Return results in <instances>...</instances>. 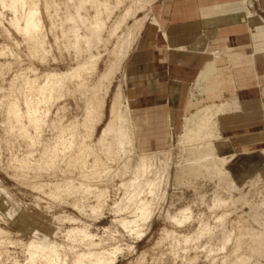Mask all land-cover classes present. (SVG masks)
<instances>
[{
  "label": "rangeland",
  "instance_id": "1",
  "mask_svg": "<svg viewBox=\"0 0 264 264\" xmlns=\"http://www.w3.org/2000/svg\"><path fill=\"white\" fill-rule=\"evenodd\" d=\"M14 1L20 24L28 15L29 6L21 0ZM36 1L42 18L38 42L17 33L11 24L16 23L14 15L0 5V264H46L41 258L34 263L28 260L27 245L32 239L57 244L61 254L58 264H94L74 262L83 251L109 254L113 259L109 264H264L261 175L257 172L243 184L236 182L226 168L231 157H219L215 144L213 159H223V170L235 187L230 188L218 175L195 173L186 163L185 135L187 130H197V125L192 124L200 122L197 111L209 105L189 114L188 125L184 119L182 130L168 148L138 152L134 142V153L124 169L122 154L109 157L97 144L117 87L121 85L125 92V60L105 96L101 122L91 121L86 107L88 102L96 105L102 97V90L94 95L92 89L101 74L117 63L128 31L136 32L143 26L154 2L86 3L81 14L89 20L99 14V3L113 7L112 12L101 10L98 16L105 21V27L99 39L87 48L74 33L77 29L79 36L87 35L72 0H49L48 14L43 9L44 0ZM252 2L244 1L250 11ZM66 11L72 16V23L65 20ZM126 11L125 22L112 35ZM88 52L96 58V72H88L77 80L55 79L54 97L39 102L36 90L45 83V76L69 72L88 59ZM218 54L212 52L213 56ZM28 86H34V91ZM203 90V80L196 79L190 92L195 96ZM11 101L17 103V108L10 107ZM27 101L36 109L39 125L28 117ZM10 108L18 109L19 117ZM215 137L214 143L219 139L218 125ZM140 154L147 155L143 162L137 157ZM95 162L96 172L91 174ZM135 172L142 190L140 200L150 203L151 216L141 221L133 215L138 207L135 202L130 205V212L121 217L136 220L141 236L115 222V208L129 191ZM216 198L222 202L213 206ZM73 228L85 229L90 237ZM239 257H244L240 263Z\"/></svg>",
  "mask_w": 264,
  "mask_h": 264
},
{
  "label": "crops",
  "instance_id": "2",
  "mask_svg": "<svg viewBox=\"0 0 264 264\" xmlns=\"http://www.w3.org/2000/svg\"><path fill=\"white\" fill-rule=\"evenodd\" d=\"M252 1L249 17L242 0L150 6L123 66L138 152L168 148L194 110L230 106L216 115V154L239 184L257 172L264 182V0Z\"/></svg>",
  "mask_w": 264,
  "mask_h": 264
},
{
  "label": "bare ground",
  "instance_id": "3",
  "mask_svg": "<svg viewBox=\"0 0 264 264\" xmlns=\"http://www.w3.org/2000/svg\"><path fill=\"white\" fill-rule=\"evenodd\" d=\"M24 5L29 6V12L25 19L20 22L18 20V10L17 5L14 0H0V5L4 9H8L16 20V23H11L16 32L21 34L23 38L38 42L37 36L38 32L41 29V8L39 2L36 0H21ZM98 2L97 0H72L73 8L77 14V17L81 20V22L85 25L87 35L79 36L77 29L74 30L75 36L80 39L87 48L91 46V44L98 40L101 32L105 27V21L101 19L98 15H101L102 11H110L112 12L113 7L108 3H99V14L93 19H86L84 15L81 14V10L83 6L88 2ZM245 0H242L243 7L245 8L246 16H253L252 12L248 8V3H244ZM155 0H150L149 3H153ZM43 9L45 13L48 14V10L51 6V1L44 0L43 1ZM252 6V4H251ZM250 6V8H251ZM129 11V10H128ZM128 11L118 20L116 26L113 28L111 34L113 35L116 30L125 22L127 18ZM65 20L69 22H73L72 16L69 12H65ZM142 27V24L139 26L136 32L129 30L127 33V38L124 40L121 48L118 51L117 55V63L111 64L110 70L107 73L101 74L98 78L94 88L92 89V94L97 95L102 90V97L96 105L87 103L86 107L90 111V120L101 122L104 117L105 110V96L108 94L113 78L116 73L121 68L123 61L129 54L132 46L135 44L139 31ZM75 51L78 52L77 43L74 44ZM89 51V50H88ZM217 51H214L216 53ZM97 64L96 58L92 55V53L88 52V59L82 62H79L75 67L71 68L69 72L65 74H47L45 76V83L40 86L36 91L40 95L39 102L45 103L48 100L54 97V85L53 81L55 79H63L64 77H70L71 79H80L84 74L88 72H96ZM29 84V82H26ZM31 92L34 91V86H28ZM27 114L28 117L36 124L39 125L41 119L36 114V109L34 106L30 104V102H26ZM109 106V118L106 121L105 125L102 127L100 135L97 139V144L101 146L102 151L107 156H115L122 154L124 156L123 161H121V168H126L131 154L134 153V135H133V124H132V114L130 111V107L128 101L126 99V93L121 85L117 87V91H115L112 103ZM210 107H204L197 111V114L200 115V119L198 122H192V124L197 125V130L193 133L191 130H187L185 135V146L187 149V162L189 164L190 169L195 172H204L207 176H220V179L229 184L230 188L235 187V183L230 179V176L227 172L223 170V159L219 158L217 160L213 159L214 150V142L215 130H216V121L215 116L219 111H224L230 109V106L217 107L215 105H209ZM10 107H16L17 103L15 101H11ZM215 109V110H214ZM9 111H13L16 117H19L18 109ZM186 124L189 123V118H186ZM194 136V138H190ZM146 154H140L137 157L143 162ZM97 162L93 163L91 174H95ZM135 177L131 180L129 185V191H127L122 199L121 203L117 205L115 208V214L118 217L115 219V222L119 225H122L123 228L129 229L132 234L135 236H141L142 232L140 231L139 225L136 220H127L126 217H121L122 214L130 212V205L133 203H138V207L136 208L133 215L139 218L141 221H145L151 216V210L149 209V202L147 200H140V195L142 193L140 185H138V178ZM133 181V182H132ZM126 183H123L122 186H125ZM150 187V186H149ZM217 197V195H216ZM215 198V197H214ZM215 200L213 206L221 204L222 200L220 198L213 199ZM213 208V207H212ZM188 208H186L187 210ZM181 210V209H180ZM185 210V209H184ZM183 210V211H184ZM182 211V212H183ZM186 212V211H185ZM184 212V213H185ZM179 213V211H178ZM188 213V210H187ZM178 215V214H177ZM183 215V214H181ZM175 216V221H176ZM182 217V216H181ZM186 217V215L184 216ZM174 218V217H173ZM138 219V220H139ZM179 222V220H177ZM76 222V221H75ZM181 222V221H180ZM72 230H77L82 235L86 237H90L84 230H78L77 228H73ZM3 232L0 229V233ZM259 237L262 236L261 233H256ZM111 253H115V250ZM27 254L28 260L32 263L35 262L36 258H41L46 264H58L61 261V254L59 253L57 244L46 242L45 240H35L32 239L27 245ZM244 257H239L237 262L240 263ZM113 259H111L108 255L104 253L100 254L94 251H83L78 253L75 256V263L79 262H92L94 264H109Z\"/></svg>",
  "mask_w": 264,
  "mask_h": 264
}]
</instances>
